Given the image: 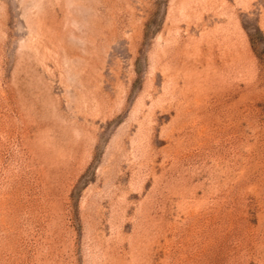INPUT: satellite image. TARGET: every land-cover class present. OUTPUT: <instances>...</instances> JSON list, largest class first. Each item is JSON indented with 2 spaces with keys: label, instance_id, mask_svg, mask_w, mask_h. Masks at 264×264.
I'll return each mask as SVG.
<instances>
[{
  "label": "rangeland",
  "instance_id": "374dc122",
  "mask_svg": "<svg viewBox=\"0 0 264 264\" xmlns=\"http://www.w3.org/2000/svg\"><path fill=\"white\" fill-rule=\"evenodd\" d=\"M0 264H264V0H0Z\"/></svg>",
  "mask_w": 264,
  "mask_h": 264
}]
</instances>
